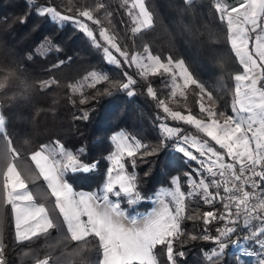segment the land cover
<instances>
[{"label":"snow or ice","instance_id":"1","mask_svg":"<svg viewBox=\"0 0 264 264\" xmlns=\"http://www.w3.org/2000/svg\"><path fill=\"white\" fill-rule=\"evenodd\" d=\"M27 2L35 4V0ZM183 2L186 7L180 9L182 14L194 10L193 0ZM120 6L131 17L133 35L156 25L159 14L148 0H120ZM211 7L220 22L226 24L227 42L242 68L232 77L235 86L230 90L231 115L217 107L212 92L190 71L184 59L174 54L162 58L147 43L143 51H136L119 39L114 29L105 27L101 14L107 19L112 13L102 0H96L94 6L76 7L75 11L68 7L62 12L50 0L36 8L41 17L72 23L94 48L102 50L107 64L121 70L123 79L90 71L84 81L69 84L73 93L81 92V105L117 89L133 96L138 81L125 70L127 66L136 68V76L146 82L147 95L164 115L156 117L160 130L156 145L143 143L124 131L112 135L113 150L105 157L108 166L102 184L95 191H82L74 187L69 175L90 173L98 167L82 158L84 148L70 150L59 140L28 150L18 147L0 111V229L10 206L18 244L30 245L41 237L48 238L52 230L58 233L55 243L46 242L43 250L29 247L22 252L27 264H89L86 253L93 247L100 253L97 264H162L158 246L167 264H178L177 257H184L185 252L177 251V244L183 246L198 239L215 245L204 250L203 256L208 264H216L241 227L248 230L244 240L253 241L258 248L257 252L242 248L241 254L255 255L258 264H264V0H212ZM40 48L45 55L60 51L51 38H45ZM169 48L174 52V45L170 43ZM63 64L61 60L52 67ZM157 76L168 81L166 98L158 96L149 82V77ZM19 77L16 67L0 66V92H6ZM88 81V87L96 91L84 96L82 85ZM105 83L107 87L102 91L97 88ZM54 84L55 79L41 80L39 87L46 89ZM194 91L200 97L198 114L191 109L185 114L169 106L170 100H187V94ZM77 118L87 119L88 112ZM169 120L189 125L202 135L185 134L182 128L170 126ZM167 141H174V150L198 167L183 173L187 191L182 189L180 176L173 175L171 187H161L153 196L145 197L136 171L138 163L156 156ZM150 174L145 172L144 176ZM197 196L212 210L189 214L188 201ZM146 199L154 206L142 214L130 213L122 206L126 202L131 209ZM216 204L221 208L217 209ZM201 220V234L185 231V221ZM214 223L215 235L210 231ZM70 242H77V246L68 251ZM238 243L231 240L232 245ZM57 251L59 255H55ZM0 264H9L2 241Z\"/></svg>","mask_w":264,"mask_h":264},{"label":"trees","instance_id":"2","mask_svg":"<svg viewBox=\"0 0 264 264\" xmlns=\"http://www.w3.org/2000/svg\"><path fill=\"white\" fill-rule=\"evenodd\" d=\"M50 2L65 12L68 7L75 11L76 7L94 6L96 0ZM102 2L108 5V11L112 13L107 19L101 14L104 26L114 29L119 34L118 38L127 43L129 48L134 46L139 51L147 43L151 51L160 54L162 58L174 54L177 58L184 59L190 71L212 92L217 107L227 114L231 113L232 77L241 67L227 42V26L220 22L211 7L212 0H193L194 10L186 14L180 11L186 7L183 0H148L159 14L156 25L135 35L131 32L130 16L120 6V0ZM48 3L49 0H35V4H29L27 0H0V66L16 67L20 74L19 79L13 81L6 92H0V111L6 118L7 131L18 147L28 150L42 143L59 140L70 150L84 148L82 158L85 162L97 163L98 167L90 173L70 174L69 179L75 188L95 191L102 184L107 167L105 157L112 146L110 133L121 128L143 143L156 145L160 139L159 121L156 117L164 114L156 107V101L147 95L146 82L136 76V68L127 66L125 70L138 81L134 86L133 96L117 89L81 105V92L73 93L68 88L69 84H76L91 70L103 72L111 78L123 79V76L120 69L104 61L102 50L94 48L72 23H58L50 17L39 16L36 8ZM109 19L111 25L108 24ZM88 23L91 25V22ZM91 27L96 28L95 25ZM96 35L98 36V31ZM45 38H51L60 51L53 50L45 55L40 48ZM170 43L174 45V52L170 51ZM61 60L64 61L62 66L52 67ZM46 79H55L57 84L41 89L39 82ZM149 82L158 96H168L166 78L149 77ZM25 85L31 87L26 88ZM104 87H107L106 83L97 85L101 91ZM95 91L96 89L88 87V83L82 85L84 96L93 95ZM195 91L187 94V100L183 97L170 100L169 106L182 112L191 109L194 114H198L197 100L200 97L195 95ZM204 102L207 104V97H204ZM84 111L88 112V118H77L83 116ZM168 123L182 128L185 134L202 135L182 122L169 120ZM25 141L29 143L26 144ZM191 162L174 150V141H167V146L156 156L138 163L136 171L141 181L142 194L151 197L159 186H169L171 176L177 174L182 177L180 168L190 167L188 165ZM129 170L131 171L130 166ZM149 171L151 174L144 176ZM220 191L223 194V189ZM188 204L189 214L197 210L201 213L212 210L199 196L189 200ZM122 206L130 213H142L151 206V202L146 199L131 209L126 202ZM215 207L220 209L221 205L216 204ZM8 213V218L0 229V241L4 244L9 264H27L22 252L28 251L29 247L43 250L46 242L55 243L58 233L52 230L48 238L41 237L30 245L28 242L18 244L13 233L10 206ZM183 227L188 233L201 234L204 226L201 220L185 221ZM216 227L215 223L210 227L213 235L216 234ZM247 234V229L239 228L228 241L224 255L216 264H258L254 255H242L238 248L258 250L253 241L244 240ZM231 240L239 243L232 245ZM92 243L95 244L96 241L93 240ZM76 246L77 242H70L68 251ZM213 246V243L199 239L189 240L183 246L177 244L176 250L185 252L184 257H177L178 264H208L203 251L210 250ZM157 254L162 264H167L166 255L159 246ZM55 255H59V251ZM86 256L89 264H97L100 253L93 247Z\"/></svg>","mask_w":264,"mask_h":264},{"label":"rangeland","instance_id":"3","mask_svg":"<svg viewBox=\"0 0 264 264\" xmlns=\"http://www.w3.org/2000/svg\"><path fill=\"white\" fill-rule=\"evenodd\" d=\"M130 19H131V17H130ZM134 25L132 24V27H133ZM105 27H107V26H105ZM139 51H143V49H141V50H139ZM91 71H95V70H91ZM90 72V71H89ZM87 74H88V72L79 80V81H84V77L85 76H87ZM91 81H88V82H85L84 84H86V83H90ZM83 84V85H84ZM169 91H170V88H169ZM185 114H187V112H184ZM232 114V112L231 113H229L228 115H231ZM121 131H124L123 129H121V128H119V129H116V130H114L113 132H111L110 133V136H109V138H110V140H111V136L112 135H114L115 133H117V132H121ZM125 132V131H124ZM69 149V148H68ZM113 150V146H111V149H110V151H112ZM109 151V152H110ZM108 152V153H109ZM188 166H190V167H181L180 168V172L181 173H184V172H186V171H188V172H191L192 171V169L193 168H196V167H198V165H196V163L194 162V161H192L191 163H189V165ZM107 169V168H106ZM106 169H105V172H104V176H105V173H106ZM174 175H177V174H174ZM193 176H195V173H193ZM181 178V186H182V189L184 190V191H187L188 190V187H187V183H186V178L184 177V176H182V177H180ZM103 182V181H102ZM165 187H171V183H170V185L169 186H165ZM159 188H161V186H159L156 190H155V192L159 189ZM154 192V193H155ZM154 193H153V195H154ZM213 247H215V245L213 246ZM213 247H211L210 249H212ZM257 252V251H256ZM255 256V255H254ZM255 258H256V261H257V263H258V259H257V257L255 256Z\"/></svg>","mask_w":264,"mask_h":264},{"label":"crops","instance_id":"4","mask_svg":"<svg viewBox=\"0 0 264 264\" xmlns=\"http://www.w3.org/2000/svg\"><path fill=\"white\" fill-rule=\"evenodd\" d=\"M240 71H242V68H241V70ZM234 86H235V82H234V80H233V88H234ZM113 132V131H112ZM44 144H46V143H44ZM107 166H108V163H107ZM107 168V167H106ZM77 190H82V191H89L88 189H83V188H76ZM154 205L151 203V206L147 209V210H145V211H143L142 213H145V212H148V211H150L151 209H152V207H153ZM141 213V214H142ZM12 223H13V233H14V236H15V222H14V219L12 218ZM239 248V250H241V248L240 247H238ZM256 251H258L257 249H255V250H253V252H256ZM100 257V256H99Z\"/></svg>","mask_w":264,"mask_h":264},{"label":"water","instance_id":"5","mask_svg":"<svg viewBox=\"0 0 264 264\" xmlns=\"http://www.w3.org/2000/svg\"><path fill=\"white\" fill-rule=\"evenodd\" d=\"M229 2H232V0H229Z\"/></svg>","mask_w":264,"mask_h":264},{"label":"built area","instance_id":"6","mask_svg":"<svg viewBox=\"0 0 264 264\" xmlns=\"http://www.w3.org/2000/svg\"><path fill=\"white\" fill-rule=\"evenodd\" d=\"M237 167H239V166H237Z\"/></svg>","mask_w":264,"mask_h":264}]
</instances>
